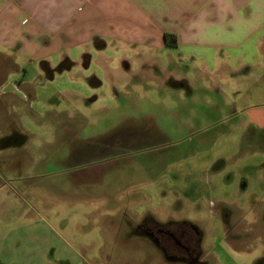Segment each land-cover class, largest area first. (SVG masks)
<instances>
[{
    "label": "rangeland",
    "instance_id": "1",
    "mask_svg": "<svg viewBox=\"0 0 264 264\" xmlns=\"http://www.w3.org/2000/svg\"><path fill=\"white\" fill-rule=\"evenodd\" d=\"M112 54L120 61L123 53ZM148 54L161 63L145 67L152 74L140 83L116 90L105 83L77 105L72 95L53 96L49 112L36 117L47 128L33 144L48 141L43 152L50 158L71 156V147L59 143L68 133L57 131L56 122L76 126L75 140L89 149L124 141L115 155L70 169L51 163L44 170L0 141V264L138 263L136 251L117 244L135 217L123 201L138 193L139 208H147L152 192L155 205L164 204L163 193L172 201L169 229L180 226L201 236V264H264V131H245L253 111L246 109L248 97L264 92V79L249 87L229 67L204 73L184 59L179 63L174 49ZM54 62L51 73L75 88L76 67L61 69ZM36 67L26 64L30 71ZM257 102L264 105V98ZM238 105L243 107L235 111ZM0 106V124L12 123L10 105L0 98ZM262 109L255 112L259 118ZM137 134L155 140L140 145ZM41 149L33 148L35 157ZM92 168L102 170L103 180L76 185V197L73 187L59 186L68 174ZM100 246L102 253L114 249L112 259H99ZM161 260L143 264H185Z\"/></svg>",
    "mask_w": 264,
    "mask_h": 264
},
{
    "label": "crops",
    "instance_id": "2",
    "mask_svg": "<svg viewBox=\"0 0 264 264\" xmlns=\"http://www.w3.org/2000/svg\"><path fill=\"white\" fill-rule=\"evenodd\" d=\"M166 35L173 37L169 43ZM166 48L179 53V63L184 59L204 73L210 68L229 67L233 77L239 75L249 87L257 85L264 79V0H0V98L10 105L14 117L12 123L0 124V141L5 147L23 150L25 163L44 170L51 163L68 164V168L115 155L113 150L124 141H113L103 150L89 149L75 140L76 126L56 122L53 126L57 131L68 133L59 137V143L71 147V156L50 158L47 151L43 152L48 141L33 144L36 134L47 128L36 117L49 112L47 106L53 96L68 99L72 95L77 105L89 89L99 92L105 83L113 90L118 85L140 83L152 74L145 67L155 68L161 63L148 53ZM75 51L79 52L76 59L71 57ZM114 51L123 53L120 61L115 60ZM56 60L61 69L76 67V87L72 90L65 87L68 79L51 73ZM26 64L38 67L30 71ZM98 97L95 95L94 100ZM248 98L246 109L253 111L245 131H264V118L255 113L264 106L257 102L264 98V92ZM242 107L236 106L235 111ZM135 140L144 145L155 139L137 134ZM34 147L42 148L39 157L34 156ZM101 171L72 172L64 179L67 183L59 186L73 187L76 197V185L103 180L98 173ZM126 195L133 197L123 202L135 217L127 221L126 239L117 244L139 254L140 261L135 264L162 263L161 257L170 263L145 229L152 225L169 227L174 222L170 216L172 201L163 193L164 204L155 205L157 194L152 192L148 195L151 207L139 208V194ZM101 248L99 259H112L108 254L114 249L102 253Z\"/></svg>",
    "mask_w": 264,
    "mask_h": 264
},
{
    "label": "flooded vegetation",
    "instance_id": "3",
    "mask_svg": "<svg viewBox=\"0 0 264 264\" xmlns=\"http://www.w3.org/2000/svg\"><path fill=\"white\" fill-rule=\"evenodd\" d=\"M159 250L173 262L201 264V236L198 233L184 230L179 226L172 231L165 226H147Z\"/></svg>",
    "mask_w": 264,
    "mask_h": 264
},
{
    "label": "trees",
    "instance_id": "4",
    "mask_svg": "<svg viewBox=\"0 0 264 264\" xmlns=\"http://www.w3.org/2000/svg\"><path fill=\"white\" fill-rule=\"evenodd\" d=\"M170 38H173V37H171V36H169V35H166V41H167L168 43H169Z\"/></svg>",
    "mask_w": 264,
    "mask_h": 264
}]
</instances>
